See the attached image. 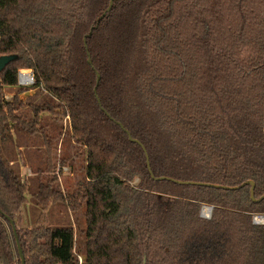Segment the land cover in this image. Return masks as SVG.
<instances>
[{
  "label": "trees",
  "instance_id": "1",
  "mask_svg": "<svg viewBox=\"0 0 264 264\" xmlns=\"http://www.w3.org/2000/svg\"><path fill=\"white\" fill-rule=\"evenodd\" d=\"M108 2L0 0V55L18 54L0 71V264H21L9 220L29 192L42 211L85 205L86 221L83 249L71 226L16 228L25 264H264V224L252 221L264 198L250 185L155 180L146 160L154 176L252 180L264 194V0H114L87 38L91 67L82 38ZM20 69L54 100L30 119L17 94L5 98ZM44 112L68 114L83 148L86 180L65 194L42 176L54 142ZM13 130L42 136L48 165L30 186L3 155Z\"/></svg>",
  "mask_w": 264,
  "mask_h": 264
},
{
  "label": "rangeland",
  "instance_id": "2",
  "mask_svg": "<svg viewBox=\"0 0 264 264\" xmlns=\"http://www.w3.org/2000/svg\"><path fill=\"white\" fill-rule=\"evenodd\" d=\"M18 87V85L16 86ZM24 88V91H29V89H34L30 91L29 94L26 93L23 95L24 106L19 110V113L22 114L26 119H30L32 117L31 105L42 103V102H50L52 100L51 96L42 88V87H33V86H19ZM19 89V88H18ZM8 90V89H6ZM6 92V91H5ZM19 98V97H18ZM7 99V98H6ZM9 99V98H8ZM11 99V98H10ZM21 99V98H19ZM28 105V106H27ZM47 115L42 116L40 120V124L44 126V130L50 137L54 138V142L52 144L51 150V158H50V167L51 171H47L42 173V176H52L56 175L57 181L55 182L56 188L60 190L63 194L67 192H71L78 184L84 180H86L85 172H84V152L83 148L78 147L73 140H71L69 129L67 128V134L64 136L63 141L59 144L58 139V131L60 129V125L64 124V116L44 112ZM46 125H48L46 127ZM68 127V126H67ZM16 131V130H14ZM27 136L26 140L24 137ZM23 140L26 141L30 149L27 151L29 157L25 161L20 162H10L12 166L17 169L21 175V177L25 180H28L29 186L33 184L31 181L32 178L35 177V171L38 168H45L48 165L47 162V154L45 150V146L43 140L41 139V134H36L35 137L26 135ZM15 137L13 134L7 135L2 140L3 147V155L7 160H15L16 158H20L21 152L17 149L15 143ZM66 157V163L61 165V158ZM29 166L28 170L26 167L20 169V166ZM65 167L63 169L62 167ZM133 184L138 183V179L136 178ZM32 192V190H30ZM33 193V192H32ZM27 202L20 208L19 212L16 215V220L14 221L16 228L20 229H28L31 228L37 223H44L47 226H71L73 227L76 234V247L77 249H83L84 245V236L82 233L78 232L80 228H84L85 226V205H82L80 209L73 212L69 210L68 207L61 201H56L51 204L46 210L42 211V209L36 205L35 200L31 197V193H27ZM210 205V204H209ZM213 206V205H212ZM213 210V208H212ZM212 214V213H211ZM264 216V213L254 214L252 215L253 223H257L255 217ZM255 218V220H254ZM264 224V223H257ZM18 258L15 257L14 264H18Z\"/></svg>",
  "mask_w": 264,
  "mask_h": 264
},
{
  "label": "water",
  "instance_id": "3",
  "mask_svg": "<svg viewBox=\"0 0 264 264\" xmlns=\"http://www.w3.org/2000/svg\"><path fill=\"white\" fill-rule=\"evenodd\" d=\"M113 1L114 0H109L106 9L96 18L95 22L89 27L88 32L86 34H84V36L82 38L83 46H84V49H85L86 54H87V63L91 67H92V62H91V58H90L89 51H88L87 38H89L91 36L93 30L97 27V25L100 22V20L105 16L106 12L110 11V9L112 7V4H113ZM17 58H18V54H15V53L0 55V71H2L3 68L8 63H10L11 61L16 60ZM99 80H100V75H99L98 72H96V83H95V86H94L93 90H94L95 97H96L98 103L100 104V101H99V98H98L97 92H96ZM117 123L127 133L128 139L130 141L138 143L142 147V149L145 151V148L142 145V143L140 141H138L137 139L133 138L131 136V134L129 133V131L127 129H125L124 126L120 122H117ZM146 160H147L148 170H149L152 178H154L155 180H170V181H173V182H176V183H179V184L201 185V186H208V187H213V188H221V189H226V190H235V189L241 188V187H243L245 185H250V197H251L252 201H260L261 199L264 198V194L261 195L259 198H255V196H254L255 183L252 180L244 181L243 183H241L239 185L228 186V185H221V184L199 182V181H194V180L176 179V178H173V177H170V176H154L152 174V172H151L147 155H146ZM211 207L213 208V206H211ZM9 221H10V225H11V228H12V231H13V234H14V238H15V242H16V245H17V249H18V253H19L21 264H25L24 256L22 254L21 246L19 245L18 237H17V234H16V226H15V224H14L12 219H10Z\"/></svg>",
  "mask_w": 264,
  "mask_h": 264
},
{
  "label": "crops",
  "instance_id": "4",
  "mask_svg": "<svg viewBox=\"0 0 264 264\" xmlns=\"http://www.w3.org/2000/svg\"><path fill=\"white\" fill-rule=\"evenodd\" d=\"M17 86V85H16ZM16 86H5L4 87V91H6L5 92V97L8 99H10V98H12L15 94H17L18 95V97L19 98H21V100H23L22 98H23V95H25L26 93H28L29 94V92L30 91H33L34 89H29V91H22V92H17V90H18V88H20L19 86L18 87H16ZM6 89H8V90H6ZM28 106V105H27ZM44 115H47L46 113H42L41 114V118H42V116H44ZM48 125H46V127H47ZM63 127V126H62ZM65 130V129H64ZM63 130V128H61L60 127V129H59V131H58V139H59V144L63 141V138H64V136L67 134L66 132H67V130H65L64 131ZM12 134H13V136L15 137V143H16V147H17V149L21 152V156H19L20 158H16L14 161L13 160H11V162L12 163H14V162H20V161H25L26 159H27V157H29V155H28V150L30 149V147L28 146L29 144H27L26 143V141L25 140H23L24 138L26 139V140H28L27 139V136H26V134H23V133H21L20 131H14L13 130V132H12ZM38 135V134H37ZM24 136H26V137H24ZM29 136H33V137H35L36 136V134H34V135H29ZM24 137V138H23ZM41 139H42V137H41ZM25 166V165H24ZM24 166L22 165V166H20V169H21V167H22V169L24 168ZM26 167V170H28V168H29V166H25ZM25 169V168H24Z\"/></svg>",
  "mask_w": 264,
  "mask_h": 264
},
{
  "label": "built area",
  "instance_id": "5",
  "mask_svg": "<svg viewBox=\"0 0 264 264\" xmlns=\"http://www.w3.org/2000/svg\"><path fill=\"white\" fill-rule=\"evenodd\" d=\"M33 83H34V75H33V71L32 70H30V69H20L18 71V74H17V85L18 86H31V85H33ZM63 119H64V124H62L63 125V130L64 129L67 130V128L69 129V127H70L69 115L68 114L64 115ZM62 168L65 169V167H62ZM211 206L212 205H209V204H202L201 205L200 216L202 218L209 219L211 217V213H212V207ZM255 218H254V220H255ZM263 218H264V216H263ZM255 221L257 223H264V221H260V220H257V219ZM78 259H79V261H82V257L80 255H78Z\"/></svg>",
  "mask_w": 264,
  "mask_h": 264
},
{
  "label": "bare ground",
  "instance_id": "6",
  "mask_svg": "<svg viewBox=\"0 0 264 264\" xmlns=\"http://www.w3.org/2000/svg\"><path fill=\"white\" fill-rule=\"evenodd\" d=\"M257 220L264 221V218L262 216L256 217Z\"/></svg>",
  "mask_w": 264,
  "mask_h": 264
}]
</instances>
